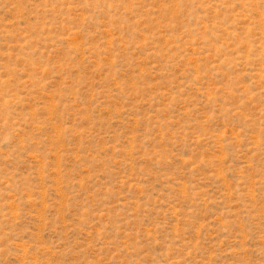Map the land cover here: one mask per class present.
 Wrapping results in <instances>:
<instances>
[{"label":"rangeland","instance_id":"obj_1","mask_svg":"<svg viewBox=\"0 0 264 264\" xmlns=\"http://www.w3.org/2000/svg\"><path fill=\"white\" fill-rule=\"evenodd\" d=\"M0 264H264V0H0Z\"/></svg>","mask_w":264,"mask_h":264}]
</instances>
